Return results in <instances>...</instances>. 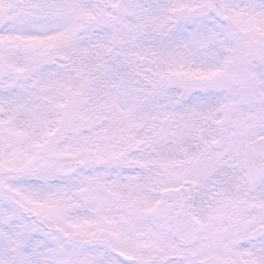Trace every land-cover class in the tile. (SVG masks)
<instances>
[{
  "label": "rangeland",
  "instance_id": "obj_1",
  "mask_svg": "<svg viewBox=\"0 0 264 264\" xmlns=\"http://www.w3.org/2000/svg\"><path fill=\"white\" fill-rule=\"evenodd\" d=\"M121 1L0 0V172L18 171L0 182V194L10 191L63 234L94 241L73 251L59 232L49 236L41 225L31 229V214L0 198V264H131L117 253L136 259L143 250L163 259L144 264H224L218 259L202 263L220 252L237 264H264V240L229 236L238 223L231 216L242 208L235 203L241 196L255 219L248 229L264 222V199L254 208L255 196L242 184L244 146L264 135V59L235 66L226 58L215 62L214 70L204 69L213 57L208 46L224 28L264 47V0H224L227 24L210 14L209 0H134L138 15L122 24L112 20L110 10ZM100 30L99 42H109L110 36L116 47L85 59L83 34ZM175 41L187 62L172 68L180 71V79L168 77L171 67L161 66L145 48ZM116 72L145 90L155 81L153 93L141 91L142 98L134 96L129 104L130 92L110 79ZM165 78L167 86L158 88ZM187 80L204 85L182 83ZM69 108L80 124L53 155L61 162L85 160L87 167L66 181L59 179L58 166L27 177L22 170L54 140ZM181 139L192 142L199 154L188 158ZM216 142L223 150L215 149ZM212 175L229 176V187L223 188L228 195L221 187L210 189L214 212H196L200 234L189 246L196 260L173 259V234L150 214L167 183L199 181L194 189L200 192ZM257 194L264 197V183ZM115 236L121 240L114 241L118 251L111 252L106 241Z\"/></svg>",
  "mask_w": 264,
  "mask_h": 264
},
{
  "label": "trees",
  "instance_id": "obj_2",
  "mask_svg": "<svg viewBox=\"0 0 264 264\" xmlns=\"http://www.w3.org/2000/svg\"><path fill=\"white\" fill-rule=\"evenodd\" d=\"M137 1V0H136ZM135 1V4H136ZM104 2V1H103ZM110 10L112 11V20L116 21L119 20V23L125 22L126 19L134 13V15H138L137 8L134 6V0H123L121 1V4H112L110 6ZM123 24V23H122ZM121 24V27H122ZM225 26V25H221ZM173 27H176V23L173 25ZM128 32L130 31V28L128 26ZM103 33L101 30L100 31H95L92 32L91 34L89 32L84 33L82 36V41L83 43L86 44L87 49L83 52L85 59H94L95 55L100 54L98 50L101 49H108V48H115L117 45L116 39H112L109 36V42L102 41L99 42V34ZM130 34V32H129ZM232 35L234 36L235 39L232 38ZM219 36V35H218ZM214 39V40H213ZM212 41L210 42V45L208 46V53L212 54L213 57L208 60V64L204 65V69L207 71L208 68L214 70L215 69V62H225V59L228 58L231 61H233L234 65L236 66L237 64L240 65L246 60L248 61L249 58L252 59H264V47L262 46V43L258 42H250L246 43L243 38L239 35H237L236 31L234 29L229 30L224 28V32L220 34V37H215L213 36ZM208 39H205L203 41V44H207ZM233 46L231 50L229 48L226 49L228 46ZM131 47L132 45H128ZM150 47L145 46L146 49H148V54L153 55L156 62H158L161 66L163 65H168L171 67V74H169L168 77H178V73L180 71L173 70L172 68L176 67L179 63L184 62L185 64L186 59L182 58V47L179 45V41L173 42H167V46L161 47V46H152L149 45ZM152 50H151V49ZM111 52V51H108ZM113 52V50H112ZM118 60V59H117ZM115 60V61H117ZM182 60L181 62H179ZM219 61V62H218ZM71 66H74L75 68L76 65L70 60ZM179 62V63H178ZM126 65H128L127 61L125 62ZM71 66H67L65 69L67 71V74L70 77H74L75 72L71 70ZM3 70V69H2ZM2 70H1V62H0V77L2 75ZM88 80L86 82H89L91 78L94 76V73H91L88 75ZM128 77L127 74L121 73V72H116L115 74H112L110 76V79L113 80V84H118L120 85L123 89H126L128 92H130V95L126 94V99H129V104L131 101L134 99V96L139 97V99L142 98L141 91L144 93H153L152 89L156 82L154 81L153 84H149L148 88H145L141 85V83H137V80H129L127 81L126 78ZM179 78V77H178ZM118 79L119 81H117ZM122 79V81H121ZM180 79V78H179ZM85 82V85H86ZM200 82V85H204L202 81H189L187 80L186 82L182 83H188L191 86L197 87V84ZM71 80L68 82L70 85ZM158 83L160 84L158 88L165 87L167 86L166 83V78L163 79L162 81L158 80ZM165 85V86H164ZM83 86L80 84V91L81 93L83 91ZM192 103H195L194 101ZM69 111L66 112L64 118L60 122V131L54 138V140H50L47 142L44 147L41 150V155L30 165L25 167L22 172L27 175V177H32L36 176L39 177L41 173H44L49 167H56L60 164V161L55 158L54 149L55 147L61 143L66 135H70L73 130L77 129V124H80L79 122V116L74 114V111L72 108L68 109ZM73 111V112H72ZM80 133V132H79ZM184 142V148H185V153L188 154L191 150L195 151L192 142H189L187 140H182L179 143ZM181 155H184V151ZM18 160V159H16ZM18 174L17 170H12L7 173H1L0 172V182H4L5 179L11 178ZM60 180H64L59 177ZM0 198L2 202L8 203L10 205H13L18 211H21L25 215H28V213L31 214L32 218L35 220H29L30 221V226L31 229L37 227L38 225L44 228L49 232V236H55L59 232V235L64 239L72 248L73 251L75 250H80L82 251L84 248L90 247L94 241L92 240H84V239H79L76 236L72 235H66L61 232V230L58 228L57 225L50 226L45 219L43 220L39 215H35L34 212L30 211V208L25 206L22 202L18 200L17 197L11 194L10 191L6 190L4 192H1ZM260 198H257L255 203L259 201ZM242 214L236 216L237 219H242L241 217ZM51 227V228H50ZM234 235V233H233ZM237 237V236H234ZM110 241H106L107 244V250H110L111 252H116L118 251L117 246L114 244V241H120L121 239L118 236H115L113 238L108 239ZM99 241H96L98 243ZM158 256V255H157ZM152 255L150 251L148 250H143L142 253L140 254L139 257H136V259H133V262L131 264H144V263H150V262H157L160 259V256L157 257L156 261H154V258L152 260ZM174 259H180V260H188L191 262L192 261V256L189 255L188 250H185L184 248L178 247L175 252H174ZM220 258V257H219ZM2 263V261L0 262Z\"/></svg>",
  "mask_w": 264,
  "mask_h": 264
},
{
  "label": "flooded vegetation",
  "instance_id": "obj_3",
  "mask_svg": "<svg viewBox=\"0 0 264 264\" xmlns=\"http://www.w3.org/2000/svg\"><path fill=\"white\" fill-rule=\"evenodd\" d=\"M170 176L171 174L169 175V177ZM221 178L222 175L221 176L212 175L210 178L203 181L204 183L202 182L201 185L198 184V186L200 185L199 191L201 193L196 192L194 189V186H197L196 183L199 181L192 182L188 180H183L181 183H179L178 186H169L168 183H167V187L164 185L165 188L163 187L164 190L161 192L162 196H161L160 204L158 208L151 213V216L157 222L166 226L169 231V234H174L171 233L174 224H176L178 228L180 227L181 237L179 235L180 240L179 242L176 241L178 246L189 248V246H191V242H194L195 238H197L198 235L200 234V230L196 229V226L199 224L200 221L196 216V212L203 213L213 210L214 202L209 196L210 189L216 188L217 190L218 188L219 191H221V189L219 188L221 187V184H223L224 187L230 184V183L228 184L222 183ZM227 178L229 179V176ZM259 187H261V185ZM222 190L224 191L223 188ZM256 190H258V188ZM223 191L221 192L223 193ZM244 203H246V201H244ZM257 205L258 204L253 205V207L257 208ZM245 208L251 209V206L247 204ZM199 216L202 217V215ZM247 218H249V216H247ZM244 219L246 218L244 217ZM263 223L264 222L260 224ZM237 234L241 235L242 233L239 230ZM197 243H198V239L195 244Z\"/></svg>",
  "mask_w": 264,
  "mask_h": 264
},
{
  "label": "water",
  "instance_id": "obj_4",
  "mask_svg": "<svg viewBox=\"0 0 264 264\" xmlns=\"http://www.w3.org/2000/svg\"><path fill=\"white\" fill-rule=\"evenodd\" d=\"M210 12L221 22H227L223 0H210ZM216 148L221 149L222 144L217 143ZM85 165L83 161L66 162L59 166L58 173L62 177H71L83 169ZM243 166L246 172L244 180L249 187L254 189L262 181L264 175V137H260L245 146ZM174 229L176 231V238L178 239L181 229L176 224H174ZM263 236L264 225L257 227L251 232L250 240L257 241ZM119 256L125 260L123 255L119 254Z\"/></svg>",
  "mask_w": 264,
  "mask_h": 264
}]
</instances>
